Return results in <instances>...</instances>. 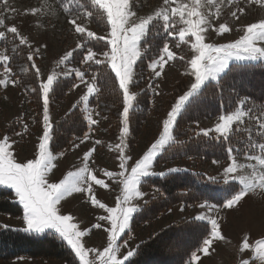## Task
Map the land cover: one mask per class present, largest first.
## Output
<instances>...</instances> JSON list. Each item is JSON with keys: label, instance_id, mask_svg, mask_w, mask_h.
<instances>
[{"label": "rangeland", "instance_id": "rangeland-1", "mask_svg": "<svg viewBox=\"0 0 264 264\" xmlns=\"http://www.w3.org/2000/svg\"><path fill=\"white\" fill-rule=\"evenodd\" d=\"M101 3L113 6L115 10V7L125 5L127 0H101ZM173 9H177L175 14ZM123 10L128 14V21H131L127 24L129 30L138 27L137 24L149 16L153 19L137 41L139 56L120 57L117 61L120 71H117L111 58L110 41L113 36L107 10L97 0H0V35H4L0 37V41H3V45H0V53L3 54L0 55V60L6 61H0V141L7 139V151L12 154L10 158L15 163H31V160L38 158L39 143L45 130L44 112H48L46 147L52 155V165L47 170L46 182L59 183L69 173L86 169L82 173L84 181L77 185L82 191L65 196L57 209L59 215L70 216L69 222L76 225L77 231L85 233L80 237V245L85 251L87 264H102L109 255L108 237L114 233L118 235L115 218L113 224L110 220L99 218L112 215L119 222L121 206L134 207L137 211L153 196L151 191H141L138 188L143 193L142 196L133 197L127 204L118 203L122 201L123 195L120 181L124 179L127 186L128 179L134 173L147 167L149 159L145 152L162 135L163 121L170 115L169 111L177 99L190 90L191 84L195 82L194 74L203 72L198 57L193 56L211 52L223 58L231 51H239L244 56L249 48L264 47V41L253 40L256 32H264V0H168L167 3L165 0H129ZM158 12H166L169 16L167 29L164 27L163 16L156 15ZM193 12L197 15H192ZM197 20L204 21L198 25L201 36L194 37L191 32H187L184 40H181L180 29L188 28V21ZM72 21L76 23L73 24ZM77 25L81 28L75 30ZM13 27L16 34H12ZM88 32L94 35L90 37L91 33L88 35ZM148 32L150 40L140 47L139 43L146 39ZM164 38L166 40L161 48L153 49L149 44L152 40L156 42ZM231 43L235 44L229 45ZM192 44L199 53L191 47ZM209 44L215 47L210 50ZM168 46L171 52L166 54ZM66 55L68 59L61 63ZM85 56L89 61H84ZM140 57L147 61L145 69L140 65L138 69L135 68ZM191 58L193 62L190 64ZM134 59L130 76L127 69ZM232 62L264 63V58L257 56L237 59L234 55L229 57L228 66ZM101 63L108 64L122 91L120 109L95 98L97 88L94 85L93 69L95 64ZM226 68L216 74L215 80ZM74 69L83 72L82 80L75 75ZM31 71L40 84L39 125L35 121L36 106L29 101L33 98L31 93L35 94L34 85L28 82ZM66 72L68 75L64 74ZM53 76L47 97L46 89ZM70 77L74 79L72 85L63 90L64 80L60 79ZM209 80L213 81L212 77H207L189 99L183 102L174 120L183 106ZM244 81L245 79L240 80V84H245ZM257 82L264 87V80ZM88 88H92L93 92L88 93ZM250 89L248 87L247 90L252 91ZM92 96H95L94 104L89 103ZM75 106L82 110L88 129L63 151L51 152V125ZM136 111L142 116L143 124L130 146L129 129L123 134V141L121 140L124 132L122 127L126 120L129 128V115ZM237 111L244 115L239 121L231 123L225 135L215 130L218 124L223 123L221 116ZM91 120L96 123H91ZM174 122L169 131L170 139L157 149L153 163L149 166L148 171L153 173L151 175L168 171L198 172L207 180L238 184L239 189L221 205L208 201L188 205L177 203L160 212L156 220L146 221L136 228L130 227L135 213L133 211L128 227L114 241L116 257L125 262L131 256L124 260L128 252H133L135 245L149 233L169 223L194 219L207 222L210 230L185 264H264V102L242 97L230 113L192 121L188 125L196 136L212 138L213 144H217L216 150L221 147V142L228 146L227 155L223 159L205 160L203 151H200V156L194 158L183 156L181 159L156 165V157L174 141ZM7 127L14 130L9 133ZM204 130H208L207 135ZM205 144L211 142L207 141ZM4 150L5 145L0 142V157ZM226 169L229 171L227 175ZM143 177H140V181ZM0 187L11 190L12 200L18 203L14 189ZM89 187L91 192L87 191ZM237 193L240 198L233 200ZM18 205L21 206L19 203ZM108 208L117 211L109 214ZM213 219L216 220L217 231L212 236ZM0 224L23 231L27 227L23 220V209L22 214L17 217L0 213ZM96 224L100 227L95 228ZM45 232L55 233V230L46 229ZM181 239L183 238L178 237V244ZM206 239L212 241L207 246L203 243ZM64 243L67 244V241ZM68 246L75 254V250ZM193 253L197 254V260H192ZM75 256L79 264H84V261L76 254ZM0 264L64 263L56 259L20 256L9 260L0 259Z\"/></svg>", "mask_w": 264, "mask_h": 264}, {"label": "trees", "instance_id": "trees-1", "mask_svg": "<svg viewBox=\"0 0 264 264\" xmlns=\"http://www.w3.org/2000/svg\"><path fill=\"white\" fill-rule=\"evenodd\" d=\"M151 26V25H150ZM149 26V28H150ZM149 30V29H148ZM147 30V31H148ZM149 32L146 39L142 40V47L149 39ZM165 38L149 43L153 49L161 48ZM3 45V41H0ZM148 57V56H147ZM147 60V59H146ZM139 61V62H138ZM135 68L144 66L147 61L140 57ZM145 69V66H144ZM95 84L96 97L89 99L90 104H94V98L99 101L111 103L115 108L121 106L122 91L117 84L116 77L107 63L95 64ZM33 75V71H31ZM30 75V74H28ZM28 79L35 87V94L31 104L36 106L35 121L39 125L41 120V108L39 104L40 84L37 76L33 75ZM264 63L261 62H232L226 70L217 77V80L207 81L195 93L190 101L183 106V110L174 121L173 133L174 141L156 157L155 164H161L173 159H181L183 156H200V151L204 155L203 159L216 158L223 159L227 155L223 142L216 150V145L210 137L196 136L188 125L201 121L205 118L215 117L220 114H227L233 111L236 104L243 97L264 102V87L257 81L264 80ZM247 78V79H246ZM245 79V84H240V80ZM62 89L69 88L74 79L64 78ZM257 80V81H256ZM66 82V83H65ZM250 87L252 91L247 90ZM1 93V85H0ZM62 95V94H61ZM146 95V93H145ZM61 98V97H60ZM82 110L75 106L66 111L65 115L57 119L51 126L49 148L51 152L63 151L68 145L81 137L88 125ZM143 118L139 112H131L129 115V140L130 146L138 134ZM10 133L14 128L7 127ZM189 138V140L187 139ZM210 141L211 144H205ZM218 141V139H217ZM215 150L217 152H215ZM141 191H151L153 196L147 199L141 207L133 213L130 227L136 228L146 221L156 220L160 212L171 206L182 203L184 205L194 204L201 201L221 205L229 196L238 191L239 185L233 182H220L210 180L201 173L190 171H168L165 175H149L143 177L138 187ZM12 191L0 187V213L17 217L22 214V207L12 200ZM209 225L205 221L186 220L169 223L162 228L149 233L145 239L138 242L132 255L124 264H185L190 258L193 250H196L209 232ZM178 237L183 239L178 244ZM27 256L30 258L56 259L64 264H79L77 257L71 248L55 233L45 232L42 234L26 233L20 229L3 227L0 224V259L9 260L12 258Z\"/></svg>", "mask_w": 264, "mask_h": 264}, {"label": "snow or ice", "instance_id": "snow-or-ice-1", "mask_svg": "<svg viewBox=\"0 0 264 264\" xmlns=\"http://www.w3.org/2000/svg\"><path fill=\"white\" fill-rule=\"evenodd\" d=\"M97 2L100 3L101 7L107 10L108 23H110L111 25L112 36H113V39L110 41V43L112 44L111 58H112L113 66L116 67L117 71H120V68L117 64V61L119 60L120 57L132 55L133 57L137 58L139 56V51L137 49V41L140 39V36L144 33L146 26L153 19V17L149 16L147 19L141 20V22L137 24L138 27H134L131 30H129L127 24L131 23V21H128L127 19L128 14H126L123 10L125 7H127L129 0H127V3L122 7H115V10L113 9V6L102 4L101 0H97ZM167 2L168 0H165V3ZM172 11L175 14L177 9H173ZM191 14L197 15L195 12ZM156 15L163 16L164 27L165 29H167L169 26L168 24L169 16L167 15V13L158 12ZM72 23L75 24L76 22L72 21ZM201 23H204V21L201 20H197L195 22L188 21V24L190 26L188 28L180 29L179 38L181 40H184L187 32H191V34L194 37L197 35L201 36L199 34L200 29H198V25ZM77 28H81V27L77 25L75 30ZM11 31L12 34H16L14 27L13 30ZM78 33L80 32L78 31ZM89 33H91L90 37L94 35V33L92 32H88L87 34L89 35ZM3 36L4 35H0V37ZM253 40L264 41V32H259V31L256 32V34L253 37ZM235 43H231L229 45ZM191 47L195 49L197 53H199L198 50L193 47V44ZM213 47H215V45L209 44L210 50ZM168 52H171L169 51V46L165 53L168 54ZM244 53L245 55L241 56L239 51H231L228 53L227 56L223 58L213 55L211 54V52H209V54L204 53L203 55L198 54L193 56V57H198L199 66L203 68V72L194 74L195 82L191 84L190 90L188 92H185L177 99V101L171 108V111H169L170 115L167 116V118L163 121L162 135L145 152L147 153L146 158L149 159V164L147 165V167L139 169L136 173H134L133 176L130 179H128L127 186H125L124 179L120 181V183L123 185V195H122V201L118 203L127 204L133 197H140L143 195V193L138 189V185L140 183V177L141 176L145 177L147 175L153 174L150 173L148 169L149 166L152 165L153 163V159L157 154V149L162 145H164L170 139L169 131L173 124L174 118L176 117L178 110L183 105V102L189 99L193 91L196 90L205 81L207 77H212V79L215 80L216 74L221 72L223 69H225L228 66L227 61L229 57L235 55L237 59L245 58V57L256 58L257 56L264 58V47H258V49L249 48ZM0 55L3 54L0 53ZM67 59L68 56L66 55L61 60V63H63V61ZM172 59H174V55ZM181 59H183V57H181ZM8 60L9 57L7 58V61ZM30 60H32V56ZM135 60L136 59L133 60L132 64H130L127 69L130 76H132V71H133L132 65ZM0 61H5V60H0ZM84 61L85 62L89 61V58L85 56ZM192 62L193 61L191 58L189 63L191 64ZM74 71H75V75L82 80V77L84 76L83 72L75 69ZM64 74L68 75L67 72ZM53 80H54V76L52 77L51 82L47 86L46 89L47 97L50 86L53 83ZM92 92H93L92 88H88V93H92ZM84 99H87V97H84ZM242 115H244V113L237 111L227 116H221L220 120L223 123L218 124L215 130L221 133L222 135H225L228 132L231 123L234 120L239 121ZM43 119L45 124V130H44V136L39 143L40 151L38 154V158L35 160H31V163H29V161L27 163H15L10 158L12 154L9 151H7V139L5 138L3 141H0L3 142V144L5 145L3 156L0 157V186H6V187H10L11 189H14L15 196L18 197V203L22 206L23 209V220L27 225V227L24 228L23 231H25L26 233L30 232L34 234H42L45 233L46 229L55 230V233H57L60 237H62L64 241H67V244L70 245L72 249L75 250V254L80 258V260L84 261V264H87V261L85 260V251L83 247H81L80 245V237L84 236L85 233L82 231H77L76 225L74 223L69 222L71 219L70 216L59 215L57 209V205L61 200L64 199L65 196L69 195L72 192L82 191V189L79 188L77 185L78 182L84 181L85 178L82 176V173L85 172L86 169H81L80 171L75 173H69L68 176L62 179L59 183L49 184L46 182L45 177L47 170L52 165V155L48 152L46 147V141L48 139V127H47L49 120L48 112L47 113L44 112ZM93 121L94 120H91V123H93ZM122 129H124V132L121 134V140L123 141V134L127 133L128 130L126 120L124 122V126L122 127ZM204 134L207 135L208 130H204ZM173 170H178V169H173ZM227 173H229V171L226 169L225 174L227 175ZM160 175H165V173H161ZM87 191L91 192V188L89 187ZM238 198H240L239 193H237L236 196H234L232 199L235 200ZM107 211L109 214H111L113 212H116L117 209L108 208ZM133 211H135L134 207L121 206L119 208V212L121 216L119 222H117V217L112 215H109L107 217H100L99 219L110 220L111 223L113 224V219L115 218L117 225L116 229H118L116 230V233H118L119 235L121 231H123L126 227H128L129 217ZM211 223H212V236H213V233L217 231L216 220L213 219ZM94 227L99 228L100 225L96 224ZM118 235L114 233L113 236L108 237L107 253H109V255L105 260L102 261V264H124V262L118 259L115 255L117 248L114 246V241L116 240ZM211 242H212L211 239H206L204 240L203 243L205 246H207ZM201 250L203 251V249ZM98 255H100V253ZM130 255H132V252H128V254L124 257V260H126ZM191 258L192 260H197L198 259L197 254L193 253Z\"/></svg>", "mask_w": 264, "mask_h": 264}]
</instances>
